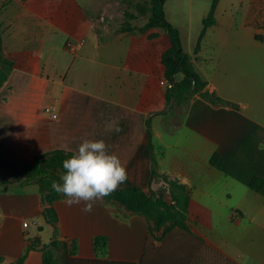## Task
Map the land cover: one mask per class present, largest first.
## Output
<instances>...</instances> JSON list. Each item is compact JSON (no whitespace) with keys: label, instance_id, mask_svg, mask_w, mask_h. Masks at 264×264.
Segmentation results:
<instances>
[{"label":"crops","instance_id":"obj_1","mask_svg":"<svg viewBox=\"0 0 264 264\" xmlns=\"http://www.w3.org/2000/svg\"><path fill=\"white\" fill-rule=\"evenodd\" d=\"M97 1L0 0V52L10 64L0 85V153L33 163L52 150L73 155L83 140L103 139L126 166L128 178L120 187L147 193L163 187L169 202L168 182L184 187L190 232L173 227L153 237L148 218L118 201L105 197L86 213L83 202L68 206L62 194L54 201L52 224L43 214L38 183L27 181L18 162L0 156V241L15 233L27 237L12 250H0L2 263L16 261L37 236L41 245L74 242V256L85 259L140 263L147 248L145 260L172 255L184 264L194 256L191 264H198L206 247L238 264H264V183L258 191L250 184L255 176L264 177V105L253 102L260 95L236 69L238 63L264 60V52L254 48L264 42V30L259 24L249 27L250 46L241 48L245 42L237 33L225 32L232 17L218 18L217 0L215 21L199 47L183 49L205 82L203 90L222 101L192 92L168 104L172 82L161 59L170 46L165 30H121L95 8ZM252 5L256 15L264 0ZM212 31L216 37L205 43ZM182 77L177 73L175 80ZM214 153L219 165L212 163ZM96 236L107 239L102 255L94 251ZM23 264H42V251L28 250Z\"/></svg>","mask_w":264,"mask_h":264},{"label":"trees","instance_id":"obj_2","mask_svg":"<svg viewBox=\"0 0 264 264\" xmlns=\"http://www.w3.org/2000/svg\"><path fill=\"white\" fill-rule=\"evenodd\" d=\"M164 1L165 0H149L150 5L147 8L149 14L147 20L143 24L138 26L131 24L130 20L136 16L129 13L128 20H125L119 28L121 30H132L134 28H138L141 31H145L150 27H161L167 33L170 39V46L162 53L161 59L165 67V76L172 82V85L166 90V101L168 104L174 99L179 101L183 100L192 92H199L202 97L213 103L221 102L222 98L217 96L214 92L203 90L205 82L195 71L190 60V55L183 49L179 29L172 25L165 17L163 8ZM216 1L217 0H213L208 14L203 19V27L199 34L196 49L199 47V41L203 36L206 27L215 21L213 11ZM256 37L261 38V35L256 34ZM0 58L1 85L7 77V73L10 70V64L2 57V55H0ZM180 72L183 75L182 79L175 80V75ZM147 128L150 137L149 146L152 151V175H154L156 173V158L154 154V147L151 142V127L149 121H147ZM0 156L18 162L28 172L27 181L33 180L38 183L45 204L43 214L49 222L52 224L55 223L57 216L54 208V201L60 196V194H57L52 189V182H62L60 177L66 171L63 169L62 162L63 160L70 158L72 153L62 149H55L38 155L33 163H28L2 153H0ZM220 160V156L214 153L212 156V163L219 165ZM168 183L169 194L172 200L170 202L164 199L166 189L163 187L157 191L150 189L147 193L138 186H125L120 187L117 191L113 192L106 198L118 201L128 209L140 212L149 219L152 217L156 230L160 229L163 221L171 218L174 222L173 227L184 233H189L190 229L186 222L188 203L187 193L184 187L176 181H169ZM263 183L264 177L255 176L250 184L254 190L258 191L263 186ZM169 230L170 229H167V231ZM93 246L96 255L104 254L107 246L106 237L96 236L93 240ZM30 249H39L42 251V264H180L181 262L180 258H173L172 255H159V257L155 256L149 260H145L147 248L144 250L140 263L130 261L101 260L99 258L85 259L74 256L76 251L74 242H72L69 247L66 242L53 239L49 244L41 245L39 237L36 236L30 239L25 251L16 259V261L9 264H23L26 254ZM204 249V254L198 257V264H238L236 261L215 250L206 247ZM193 257L185 261L184 264H191L192 262H195ZM0 264H3L1 258Z\"/></svg>","mask_w":264,"mask_h":264},{"label":"rangeland","instance_id":"obj_3","mask_svg":"<svg viewBox=\"0 0 264 264\" xmlns=\"http://www.w3.org/2000/svg\"><path fill=\"white\" fill-rule=\"evenodd\" d=\"M218 5V18L223 17H232L231 20V29H225L226 34L230 32H236L238 37L241 38L245 44L241 48L249 47V41L252 40L250 36V30L248 29L251 26L256 27V24H259L264 30V6H262L261 11L258 12L257 17L255 15V8L252 5L253 0H219ZM213 0H165L164 1V13L170 20L172 25L177 27L181 32L182 43L185 50L190 51L191 48L197 45L199 34L203 25V19L208 14L210 6ZM150 3L149 0H98L96 2L95 8H101L102 16L105 20H109L112 25L120 27L121 24L128 20V15L133 14L136 17L130 20L131 24L141 25L148 18V7ZM90 9H92L90 7ZM262 18H261V17ZM167 18V17H166ZM262 19V20H261ZM254 21V22H252ZM221 24H226L220 22ZM225 26V25H222ZM259 30V29H258ZM262 34V32L259 30ZM258 32V33H259ZM263 35V34H262ZM216 35L212 32L205 38V43L212 40ZM260 38V37H259ZM254 48L262 50L264 52V42L256 43ZM209 50L208 48H205ZM264 54V53H263ZM0 55L2 53L0 52ZM1 59V58H0ZM237 77L246 79V81L252 83V90H254L255 95L258 96L259 100L253 101L257 103L258 106L264 105V60H253L251 63H238L236 65ZM182 76V73H179ZM240 75V76H239ZM254 118L258 117L254 115ZM171 200L170 194L166 196ZM188 213V208L186 214ZM150 216V215H149ZM151 217V216H150ZM29 219L27 214L24 217ZM187 218V216H186ZM148 221L150 235L155 237V232H158L159 236H163L167 229L173 228V219H166L163 221L159 230L155 229L154 222L152 217ZM31 234L36 233V228H31ZM14 232V231H13ZM9 234V233H7ZM6 234V235H7ZM22 236H24L27 241V237L24 233L19 235L18 233L13 234L12 240L0 241V250L10 249L16 247L17 242L22 243Z\"/></svg>","mask_w":264,"mask_h":264},{"label":"clouds","instance_id":"obj_4","mask_svg":"<svg viewBox=\"0 0 264 264\" xmlns=\"http://www.w3.org/2000/svg\"><path fill=\"white\" fill-rule=\"evenodd\" d=\"M119 132L120 128L116 127ZM65 173L61 183L52 182V189L62 194L68 206L83 202V212L90 213L95 202L117 191L128 176L126 166L110 154L103 139L83 140L76 152L62 162Z\"/></svg>","mask_w":264,"mask_h":264},{"label":"built area","instance_id":"obj_5","mask_svg":"<svg viewBox=\"0 0 264 264\" xmlns=\"http://www.w3.org/2000/svg\"><path fill=\"white\" fill-rule=\"evenodd\" d=\"M69 48L73 49V46L70 44V45H69ZM46 110H54V107H47ZM52 115H53V116H56V113H53ZM27 224H28V223H27L26 221L23 222V225H24V226H27Z\"/></svg>","mask_w":264,"mask_h":264}]
</instances>
